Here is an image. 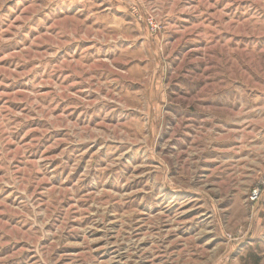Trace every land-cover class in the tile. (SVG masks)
Wrapping results in <instances>:
<instances>
[{
    "label": "rangeland",
    "instance_id": "374dc122",
    "mask_svg": "<svg viewBox=\"0 0 264 264\" xmlns=\"http://www.w3.org/2000/svg\"><path fill=\"white\" fill-rule=\"evenodd\" d=\"M0 264H264V0H0Z\"/></svg>",
    "mask_w": 264,
    "mask_h": 264
},
{
    "label": "crops",
    "instance_id": "0c3cea01",
    "mask_svg": "<svg viewBox=\"0 0 264 264\" xmlns=\"http://www.w3.org/2000/svg\"><path fill=\"white\" fill-rule=\"evenodd\" d=\"M225 36L227 38V42L230 39H233L234 41L239 39V35H234L235 39L232 37H229L228 35H221V37H225ZM228 44H229V42H228ZM234 47H236V46H234ZM242 84H243V82H242ZM223 96L224 97L219 98V100L222 101V103L224 105L220 108L221 112H222V114H221L222 120L221 121L227 122L226 124L230 125L229 124L230 119L235 120V121H239L240 119L244 118L242 116V114H244L246 109H245V105H244L243 101L239 98L234 100L232 98V96L230 97V94L224 93ZM243 106H244V110L241 113V112H239V109H241Z\"/></svg>",
    "mask_w": 264,
    "mask_h": 264
},
{
    "label": "built area",
    "instance_id": "2783aa9c",
    "mask_svg": "<svg viewBox=\"0 0 264 264\" xmlns=\"http://www.w3.org/2000/svg\"><path fill=\"white\" fill-rule=\"evenodd\" d=\"M258 196H259V192H258V190H255V191L253 192L252 198H253L254 200H256V199H258Z\"/></svg>",
    "mask_w": 264,
    "mask_h": 264
}]
</instances>
